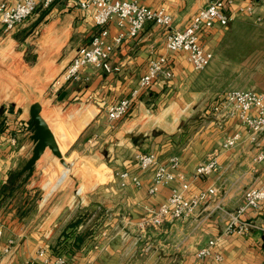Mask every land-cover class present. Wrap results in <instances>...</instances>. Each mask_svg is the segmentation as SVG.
I'll use <instances>...</instances> for the list:
<instances>
[{"label":"crops","instance_id":"1","mask_svg":"<svg viewBox=\"0 0 264 264\" xmlns=\"http://www.w3.org/2000/svg\"><path fill=\"white\" fill-rule=\"evenodd\" d=\"M16 1L0 0V5L12 6ZM125 1H135L154 10L164 9L172 16L173 26L181 30L189 18L211 0ZM254 2L255 14L264 20V6ZM243 5L245 2L235 1V19L227 27L216 24L199 32L200 46L213 55L205 69L217 63L219 49L226 48L236 24L244 20L253 22L238 13ZM93 12L79 9L74 0H62L37 13L38 20L44 22L39 29L37 48L45 49L48 56L55 55V50L59 55L63 50L68 53L60 60L56 54L57 58L54 56L47 62L38 56L34 60L22 57L18 63L26 66L23 72L33 80V92L15 94L20 102L10 99L0 103V264H42L36 258L40 248L50 257L63 255L67 264H264V202L241 217L251 226L244 233L224 234L228 214L234 213L242 204L243 192L264 183V163H251L255 151L247 143L219 152L226 137L244 130L236 117H227L220 122L222 116L212 113L217 96L227 91L205 92L201 89L199 82L205 69L196 72L184 54H170L166 66L173 77H159L140 94L129 113L114 125L106 119V108L127 97L145 74L149 61L165 54L163 28L146 24L136 37L125 38L113 46L108 64L114 71L110 74L87 66L78 82L62 90H49L51 82L70 62L75 50L87 46L98 32ZM108 32L107 47L119 33L115 22L108 25ZM51 72L53 78L44 86V92H39L36 83ZM40 100L46 103V110ZM33 104L41 106L40 116L61 155L69 151L70 156L100 161L103 165L105 160L112 162L103 173L104 176L108 172L106 183L94 186L85 198L53 206L44 214L40 202L34 209L27 195L40 174V163L46 168L55 166L56 161L61 164L55 156L49 158L46 149L35 163L31 177L24 182L25 174L19 176L33 149L30 139L33 127L29 120V108ZM75 111L80 114L69 116ZM42 112H46V116ZM77 130L73 140L67 142V136ZM259 139L264 145V134ZM58 141L64 149L61 150ZM139 152L152 154L162 163L172 157L179 159L175 180L159 188L154 196L146 192L152 172L140 171L134 161V155ZM212 154H217V172L191 183L185 196L213 188L214 198L187 220H166L158 229H139L137 223L147 209L164 203L171 190L179 188L182 178L189 180L195 168ZM65 159L68 162L69 158ZM65 168L66 164L61 170L63 178L60 177L48 193L64 180ZM121 172L137 176L142 182L141 188L129 180L121 187L117 178ZM11 176H15L16 183L12 190L3 191ZM82 192L83 188H80L78 193ZM75 221H79L78 226L68 228ZM81 235L83 240L77 243L75 238ZM210 240H217L213 253L220 260L196 259V251Z\"/></svg>","mask_w":264,"mask_h":264},{"label":"built area","instance_id":"2","mask_svg":"<svg viewBox=\"0 0 264 264\" xmlns=\"http://www.w3.org/2000/svg\"><path fill=\"white\" fill-rule=\"evenodd\" d=\"M59 1L62 0H17L12 6L1 5L0 23L3 32L11 34L38 10H47ZM235 1L211 0L189 18L188 24L183 29L178 30L173 26L172 16L164 9H150L135 1L74 0L79 9L94 11L93 21L98 32L91 37L87 46L75 50L70 62L51 82L49 90H62L78 82L81 79L82 70L87 66L110 74L114 71L108 64L113 46L120 44L125 38L136 37L146 24L163 28L165 54L149 61L145 74L139 78L136 87L127 97L106 108V119L110 125H114L129 113L140 94L148 90L159 77L167 79L173 77L166 66L170 54H184L196 72L203 71L209 65L213 55L200 46L199 32L216 24L225 28L232 23L235 19L233 11ZM241 1L245 2V5L240 7L238 13H243L254 23L263 21L262 17L255 14L254 0ZM257 1L264 6V0ZM111 22H115L119 33L111 39L112 45L107 47L105 41L109 37L108 25ZM211 111L216 116H222L220 122L227 117H236L244 130L226 137L220 146V153L239 148L247 143L255 151L251 163L253 165L264 163V145L260 144L259 139L264 134V92L251 90L223 92L217 96ZM134 161L140 171L152 172L151 183L146 187L149 196H154L159 188L172 183L179 167L177 157L169 158L166 163H162L154 155L142 152L134 155ZM217 170V154H212L206 162L195 168L189 180L182 178L179 188L172 189L164 203L148 208L137 223V227L141 230L158 229L166 220L175 222L190 218L200 206L214 198L215 191L213 188H207L190 197L185 196L186 191L191 183L203 180ZM117 178L121 187H125L128 180L138 188L142 186L137 176L127 172L117 174ZM262 202H264V183L245 190L242 194V204L234 213L228 214L224 234L244 233L251 226L243 222L241 217L247 210L257 209ZM216 242L217 240H210L204 247L198 249L195 253L196 259L214 258L219 261L220 257L213 253ZM36 258L42 264H67L63 255L50 257L41 248L36 252Z\"/></svg>","mask_w":264,"mask_h":264},{"label":"rangeland","instance_id":"3","mask_svg":"<svg viewBox=\"0 0 264 264\" xmlns=\"http://www.w3.org/2000/svg\"><path fill=\"white\" fill-rule=\"evenodd\" d=\"M194 1L198 0H193L192 2ZM40 11L43 10L33 14L31 18L24 21L10 35L3 32V27L0 23L1 104L3 102L7 103V100L10 99L20 102L19 96L15 94L33 92V80L28 78L23 72L26 66L22 67L18 63L22 57L27 60H34L38 56L39 59L46 60V62L53 59L54 56L57 58L58 50H55V55L48 56L45 49L37 48L39 46L37 40L39 29L44 23L43 20L39 21L36 17V14ZM233 29L236 34L233 33L224 50L219 49L217 63L203 71L204 77L200 80L199 86L205 92H222L233 89L264 91V20L260 23L244 20L236 24ZM67 53L66 50L61 51V55L58 54L57 59L60 60ZM53 76V72L45 74L43 80L40 79L36 83V89H40L39 92H44V86ZM1 93L4 94L3 97H1ZM40 103H43V110H46V103L43 100H40ZM45 114L47 113L45 112ZM45 114L43 116H46ZM79 114V111H75L69 116ZM77 133L78 130L72 135H68L66 141H72ZM59 147L61 150L64 149V146L59 145ZM48 154L49 158H53L50 151H48ZM63 155L62 159L67 166L65 168L67 174L64 171L66 176L61 184L53 192L50 191L48 193V190L63 176V171L61 170L64 169V166L59 165L58 161H56L55 166L46 168L40 163L38 165V168L41 169L40 174L35 179L33 189L27 195L30 198V202H33L34 209H36L37 202H40L42 214L53 206L61 205L64 202L70 204L79 198H85L94 186L106 183L109 180L107 177L108 172H105L104 176L103 173L107 171L105 167L112 165V162L105 160L103 165L100 161L95 162L70 156L69 151L64 152ZM65 157L69 158L68 162H66ZM41 166L43 167L41 168ZM98 176H101V178H98ZM103 178L104 180H102ZM80 188H83L82 193H78ZM45 196L46 198H44Z\"/></svg>","mask_w":264,"mask_h":264},{"label":"water","instance_id":"4","mask_svg":"<svg viewBox=\"0 0 264 264\" xmlns=\"http://www.w3.org/2000/svg\"><path fill=\"white\" fill-rule=\"evenodd\" d=\"M257 1V0H256ZM64 93L61 94V97ZM41 106L39 104H33L29 108V120L33 127V134L31 136V141L33 142V149L31 151V156L25 163L19 176L25 174L24 182H26L32 175L35 163L39 160L44 151L48 149L53 156L60 159V164L65 166L64 160H62V155L55 143L54 137L50 132L47 124L40 116Z\"/></svg>","mask_w":264,"mask_h":264},{"label":"trees","instance_id":"5","mask_svg":"<svg viewBox=\"0 0 264 264\" xmlns=\"http://www.w3.org/2000/svg\"><path fill=\"white\" fill-rule=\"evenodd\" d=\"M16 182H15V176H11L10 177V179H9V185L6 187H4L3 188V191L5 190V189H7V188H10V190H12V187L14 186V184H15ZM78 224H79V221H75V222H73V223H71V224H69V226H68V228H71V229H73V228H75L76 226H78ZM86 234V233H85ZM63 235H66V234H63ZM83 240V235H81V236H76V238H75V241H77V243L78 242H81Z\"/></svg>","mask_w":264,"mask_h":264}]
</instances>
